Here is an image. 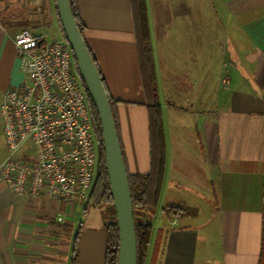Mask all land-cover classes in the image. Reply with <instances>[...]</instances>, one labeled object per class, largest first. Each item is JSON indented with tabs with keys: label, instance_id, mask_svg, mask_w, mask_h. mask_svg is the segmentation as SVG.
<instances>
[{
	"label": "crops",
	"instance_id": "obj_1",
	"mask_svg": "<svg viewBox=\"0 0 264 264\" xmlns=\"http://www.w3.org/2000/svg\"><path fill=\"white\" fill-rule=\"evenodd\" d=\"M77 2L113 99L127 172L147 174V97L131 0ZM56 7L0 0V102L25 79L15 34L65 39ZM146 8L166 142L147 264H264V0H146ZM86 202L20 198L0 184V264H72L75 244L76 264H105L104 218L97 207L85 215ZM166 206L192 215L170 218Z\"/></svg>",
	"mask_w": 264,
	"mask_h": 264
},
{
	"label": "built area",
	"instance_id": "obj_2",
	"mask_svg": "<svg viewBox=\"0 0 264 264\" xmlns=\"http://www.w3.org/2000/svg\"><path fill=\"white\" fill-rule=\"evenodd\" d=\"M13 42L25 79L0 102L7 149L0 184L20 198L83 204L96 177L99 149L72 49L65 39L48 40L47 33L29 29L15 34Z\"/></svg>",
	"mask_w": 264,
	"mask_h": 264
},
{
	"label": "trees",
	"instance_id": "obj_3",
	"mask_svg": "<svg viewBox=\"0 0 264 264\" xmlns=\"http://www.w3.org/2000/svg\"><path fill=\"white\" fill-rule=\"evenodd\" d=\"M69 1L78 28L80 29L84 37L86 26L81 19L78 2L77 0ZM131 10L136 34V42L138 47L140 72L143 79L144 91L147 97L146 107L148 109V127L150 138V171L147 174L128 173V179L134 210V221L137 240V264H147L153 231L151 221L156 208L159 206L160 194L164 183V176L166 170V142L159 91L156 81V69L154 64L153 48L148 25L146 0H131ZM58 20L60 19L58 18ZM60 27L62 30L61 23ZM91 55L98 68V64L92 52ZM98 71L106 88L112 112L115 118L113 99L111 98L108 92L105 80L99 68ZM86 93L88 96L94 131L98 142L99 161L97 166L96 177L92 189L89 193L88 200L84 205L83 212L85 215H87L90 209L92 208L100 207L102 209V216L104 218L103 228L106 234L105 264H117L119 252V229L116 219L115 208L113 205V199L110 192L108 174L105 166L102 132L97 111L87 91ZM170 105L173 106V104ZM163 212L170 218H179L192 215L191 208L188 207L182 208L176 206H166L163 208ZM77 239L78 236L76 237V241ZM76 248L77 247L75 244L74 253L72 257V264H76Z\"/></svg>",
	"mask_w": 264,
	"mask_h": 264
},
{
	"label": "water",
	"instance_id": "obj_4",
	"mask_svg": "<svg viewBox=\"0 0 264 264\" xmlns=\"http://www.w3.org/2000/svg\"><path fill=\"white\" fill-rule=\"evenodd\" d=\"M65 40L70 45L77 70L97 111L110 192L119 229L117 264H137V240L128 172L116 121L101 75L78 28L69 0H56Z\"/></svg>",
	"mask_w": 264,
	"mask_h": 264
},
{
	"label": "rangeland",
	"instance_id": "obj_5",
	"mask_svg": "<svg viewBox=\"0 0 264 264\" xmlns=\"http://www.w3.org/2000/svg\"><path fill=\"white\" fill-rule=\"evenodd\" d=\"M46 8V7H45ZM51 16H53L54 18V21L55 23L58 22L57 21V18H56V13H55V9H54V6L52 5V9H51ZM58 25V24H57ZM59 28V26H58ZM60 30V29H59ZM48 31L49 33L51 32V29L48 28ZM56 34V33H55ZM55 34H50V37H49V40H52V39H55L56 35ZM57 34L60 36L62 34L59 33V31H57ZM24 149L23 148L21 150V154L20 155H23L24 154ZM7 153V149H6V145H5V142H4V135H3V131L1 129V121H0V161L2 160V158L5 156V154ZM100 211V213L102 214V209L100 207H97Z\"/></svg>",
	"mask_w": 264,
	"mask_h": 264
}]
</instances>
